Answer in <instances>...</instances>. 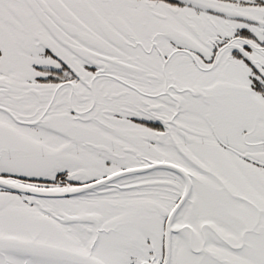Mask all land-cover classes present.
Masks as SVG:
<instances>
[{
	"label": "snow or ice",
	"instance_id": "1",
	"mask_svg": "<svg viewBox=\"0 0 264 264\" xmlns=\"http://www.w3.org/2000/svg\"><path fill=\"white\" fill-rule=\"evenodd\" d=\"M0 264H264V0H0Z\"/></svg>",
	"mask_w": 264,
	"mask_h": 264
}]
</instances>
